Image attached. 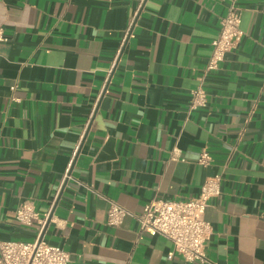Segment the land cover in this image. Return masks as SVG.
I'll return each instance as SVG.
<instances>
[{
	"label": "crops",
	"instance_id": "0c3cea01",
	"mask_svg": "<svg viewBox=\"0 0 264 264\" xmlns=\"http://www.w3.org/2000/svg\"><path fill=\"white\" fill-rule=\"evenodd\" d=\"M232 6L242 39L203 77ZM0 37V240L73 264H264V0H0ZM212 175L205 261L169 258L133 217L107 224L110 201L140 213ZM24 203L43 229L16 219Z\"/></svg>",
	"mask_w": 264,
	"mask_h": 264
},
{
	"label": "built area",
	"instance_id": "2783aa9c",
	"mask_svg": "<svg viewBox=\"0 0 264 264\" xmlns=\"http://www.w3.org/2000/svg\"><path fill=\"white\" fill-rule=\"evenodd\" d=\"M242 11L232 6L221 19L220 31L212 41V52L204 69V76L216 71L227 53L241 41ZM3 37H0L2 40ZM207 92L203 87L192 91V106H205ZM212 157L207 150L200 153L198 163L208 167ZM221 175L205 179L200 194L190 199H154L146 204L140 213L127 210L116 202L110 201L107 224L119 226L126 217H133L139 225L140 234L162 236L173 244L175 254L187 262L205 261L206 242L213 231L211 222L206 218L210 200L221 193ZM16 219L25 225L37 220L41 229L49 222V214L40 218L32 203H24L16 211ZM0 264H73L70 254L60 246L52 245L39 237L33 242L21 240H0Z\"/></svg>",
	"mask_w": 264,
	"mask_h": 264
}]
</instances>
